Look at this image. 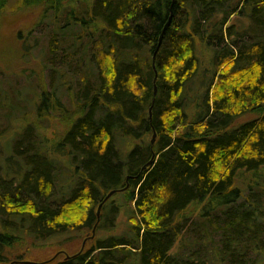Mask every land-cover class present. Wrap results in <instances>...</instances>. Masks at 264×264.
I'll return each mask as SVG.
<instances>
[{
  "label": "trees",
  "instance_id": "trees-1",
  "mask_svg": "<svg viewBox=\"0 0 264 264\" xmlns=\"http://www.w3.org/2000/svg\"><path fill=\"white\" fill-rule=\"evenodd\" d=\"M20 1L51 30L34 117L0 132V264L25 240L56 248L39 264H264V0Z\"/></svg>",
  "mask_w": 264,
  "mask_h": 264
},
{
  "label": "rangeland",
  "instance_id": "rangeland-1",
  "mask_svg": "<svg viewBox=\"0 0 264 264\" xmlns=\"http://www.w3.org/2000/svg\"><path fill=\"white\" fill-rule=\"evenodd\" d=\"M41 16L40 8L22 7L20 0H8L7 8L0 15V132L8 133L9 128L11 129L13 127L11 124L19 126L34 117L33 110L38 101L40 86L31 74L32 70H39L41 66L45 65L49 41L45 35L48 33V30H51L49 28V21L47 20L36 27L41 22ZM241 20H244V18H241ZM30 37L32 41H34V38L38 40V46L30 50L31 55L25 56L24 38L28 39ZM204 47L206 49L209 48L207 45H204ZM209 52L211 53L210 50H208V54ZM202 53V55L200 53L199 55L202 58L201 60H204L206 59L207 52L204 51ZM205 68L211 70V67L207 66ZM199 77L200 75L198 77L196 76L191 82L193 91L200 84L201 78ZM48 78L46 74V86L49 81ZM201 93L202 90L193 95L195 96L196 94L197 96ZM255 117H257V113H250L241 118L239 122ZM43 124L47 126L45 127L46 129L43 128L42 133L50 139L55 137V133H59L65 128L58 119L52 127L48 128V122ZM5 155L6 151L0 142V160ZM2 177L5 178L7 176ZM17 177L19 178L20 176ZM123 200V193L114 194L113 198L107 202L105 212H108L109 209L113 210V204L119 205ZM88 208L90 207L88 206ZM97 211L98 208H96V214ZM117 215V218L114 219L115 228H112L111 232L128 235L129 212L125 209L121 210ZM91 235V231L86 232L75 242L78 244V249L80 246L81 249L86 246ZM99 237L103 238L104 236L99 234ZM55 249L49 244L35 246L31 241L25 240L15 246L11 254V259L14 260L17 256L23 255L25 259L23 261L35 262L44 260L53 256Z\"/></svg>",
  "mask_w": 264,
  "mask_h": 264
},
{
  "label": "water",
  "instance_id": "water-1",
  "mask_svg": "<svg viewBox=\"0 0 264 264\" xmlns=\"http://www.w3.org/2000/svg\"><path fill=\"white\" fill-rule=\"evenodd\" d=\"M170 23H171V18H170V20L168 21V23L166 24V26H165V28H164V30H163V32H162V35H161V37H160L159 45H160L161 40H162V38H163L164 32H165L166 28L170 25ZM153 62H155V56H154V58H153ZM156 78H157V75H156ZM156 93H157V88L155 87V88H154V94H156ZM151 112H152V107L149 109V113H150V115H151ZM155 137H156V136L154 135V136H153V139H152V143H154ZM153 159H154V156H153V158L147 163V165L144 166V169L151 165V163L153 162ZM125 189H126V188L121 189V190H112V191H110V192L106 195V197L104 198L103 202L98 206V211H97V218H98V220H97V223L95 224V226H94V228H93V230H92V235H91V237H89V238H93V237L95 236V234H96L97 224H98L99 221H100V218H101V210H102V206L104 205V203H105L107 200H109V199H110V198H111V197H112L117 191H123V190H125ZM83 249H84V247H82L81 250H83ZM66 256L69 257L68 255H66ZM11 264H14V263H11ZM21 264H39V263H37V262H30V261H21Z\"/></svg>",
  "mask_w": 264,
  "mask_h": 264
}]
</instances>
